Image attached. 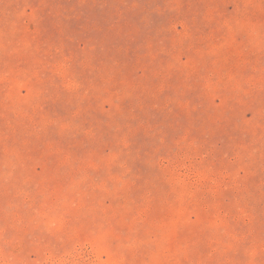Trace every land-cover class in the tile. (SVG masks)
<instances>
[{
	"label": "rangeland",
	"instance_id": "374dc122",
	"mask_svg": "<svg viewBox=\"0 0 264 264\" xmlns=\"http://www.w3.org/2000/svg\"><path fill=\"white\" fill-rule=\"evenodd\" d=\"M0 264H264V0H0Z\"/></svg>",
	"mask_w": 264,
	"mask_h": 264
}]
</instances>
